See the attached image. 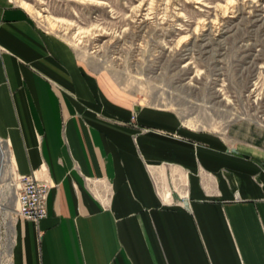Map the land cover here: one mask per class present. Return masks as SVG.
Listing matches in <instances>:
<instances>
[{"label":"crops","instance_id":"1","mask_svg":"<svg viewBox=\"0 0 264 264\" xmlns=\"http://www.w3.org/2000/svg\"><path fill=\"white\" fill-rule=\"evenodd\" d=\"M23 8L0 0V138L52 187L11 264H264V145L122 102Z\"/></svg>","mask_w":264,"mask_h":264},{"label":"rangeland","instance_id":"2","mask_svg":"<svg viewBox=\"0 0 264 264\" xmlns=\"http://www.w3.org/2000/svg\"><path fill=\"white\" fill-rule=\"evenodd\" d=\"M7 1L71 45L78 63L122 102L172 111L190 131L264 145V0ZM5 151L0 264H11L17 173Z\"/></svg>","mask_w":264,"mask_h":264},{"label":"built area","instance_id":"3","mask_svg":"<svg viewBox=\"0 0 264 264\" xmlns=\"http://www.w3.org/2000/svg\"><path fill=\"white\" fill-rule=\"evenodd\" d=\"M16 220L23 219L34 223L47 215V197L52 187L42 173L16 175Z\"/></svg>","mask_w":264,"mask_h":264},{"label":"bare ground","instance_id":"4","mask_svg":"<svg viewBox=\"0 0 264 264\" xmlns=\"http://www.w3.org/2000/svg\"><path fill=\"white\" fill-rule=\"evenodd\" d=\"M26 7H28V8H30V5L28 4V3H26V2H24L23 3ZM33 9V8H32ZM38 15H39V12H38ZM41 15V14H40ZM57 20V19H56ZM56 20H50V22L51 23H54V22H60V21H56ZM3 142H2V140L0 139V147H3L4 149H6V155H8V157H9V159H10V162H11V160H12V158H11V153H10V149H9V146H8V144L6 143V144H2ZM5 143V142H4ZM4 154V153H3ZM3 156V155H2ZM7 162V161H6ZM11 164V163H10ZM10 164H9V166H10ZM8 166V167H9ZM12 170V169H11ZM15 206H16V200H15ZM14 208V207H13ZM12 220V219H11ZM11 223V222H10ZM12 228H13V226H12ZM13 235H14V233H13ZM13 239L14 238H12V243H13ZM12 245V244H11Z\"/></svg>","mask_w":264,"mask_h":264}]
</instances>
